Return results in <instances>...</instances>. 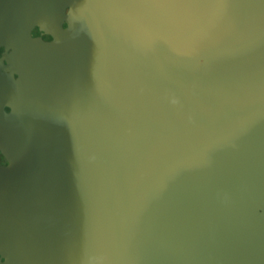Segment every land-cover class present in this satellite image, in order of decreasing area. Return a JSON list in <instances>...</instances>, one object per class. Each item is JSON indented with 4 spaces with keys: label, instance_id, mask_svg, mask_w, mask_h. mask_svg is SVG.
Returning <instances> with one entry per match:
<instances>
[{
    "label": "water",
    "instance_id": "95a60500",
    "mask_svg": "<svg viewBox=\"0 0 264 264\" xmlns=\"http://www.w3.org/2000/svg\"><path fill=\"white\" fill-rule=\"evenodd\" d=\"M0 264H264V0H0Z\"/></svg>",
    "mask_w": 264,
    "mask_h": 264
}]
</instances>
